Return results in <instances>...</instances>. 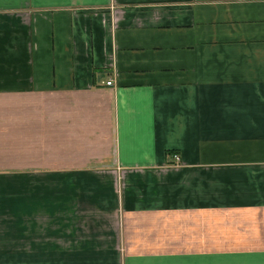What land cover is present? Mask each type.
<instances>
[{"label":"crops","instance_id":"obj_1","mask_svg":"<svg viewBox=\"0 0 264 264\" xmlns=\"http://www.w3.org/2000/svg\"><path fill=\"white\" fill-rule=\"evenodd\" d=\"M0 264H264V0H0Z\"/></svg>","mask_w":264,"mask_h":264},{"label":"built area","instance_id":"obj_2","mask_svg":"<svg viewBox=\"0 0 264 264\" xmlns=\"http://www.w3.org/2000/svg\"><path fill=\"white\" fill-rule=\"evenodd\" d=\"M105 83H106V85L111 86V85H113L114 82H113V79L110 78ZM174 160L175 161L179 160V156L177 154L174 155Z\"/></svg>","mask_w":264,"mask_h":264}]
</instances>
